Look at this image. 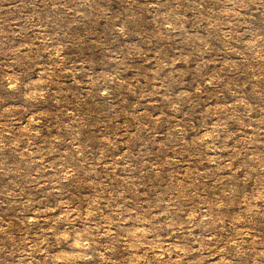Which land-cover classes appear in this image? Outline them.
I'll return each mask as SVG.
<instances>
[{
    "label": "rangeland",
    "instance_id": "1",
    "mask_svg": "<svg viewBox=\"0 0 264 264\" xmlns=\"http://www.w3.org/2000/svg\"><path fill=\"white\" fill-rule=\"evenodd\" d=\"M0 264H264V0H0Z\"/></svg>",
    "mask_w": 264,
    "mask_h": 264
}]
</instances>
